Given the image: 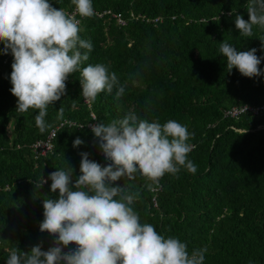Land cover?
<instances>
[{
  "label": "trees",
  "instance_id": "1",
  "mask_svg": "<svg viewBox=\"0 0 264 264\" xmlns=\"http://www.w3.org/2000/svg\"><path fill=\"white\" fill-rule=\"evenodd\" d=\"M49 2L74 11L71 0ZM92 3L94 10L126 21L121 26L110 14H94L80 26L81 39L93 44L84 66L103 63L115 72L127 84L120 100L114 99V90L85 102L79 73L73 74L65 95L48 107V127L41 132L37 111H16L17 99L10 92L13 57L10 51L0 54V264H6L12 247L27 253L36 245L44 251L53 246L55 237L39 226L43 199L58 193H51L50 180L40 189L35 185L66 166L73 169L75 182L81 153L107 166L90 128L121 119L129 110L142 119L186 125L193 134L188 143L194 146L188 159L197 167L194 174L185 169L166 174L159 193L148 190L138 175L118 181L140 192L135 209L141 222L166 238H179L189 252L207 247L204 264H264V112H257L264 107V75L247 78L235 68L229 73L219 52L223 40L237 51L255 48L264 73V31L254 28L251 37H242L235 28L236 15L248 19L246 0ZM246 107L254 113L227 116ZM50 138L54 150L36 158L32 146ZM77 138L83 143L74 147Z\"/></svg>",
  "mask_w": 264,
  "mask_h": 264
},
{
  "label": "clouds",
  "instance_id": "2",
  "mask_svg": "<svg viewBox=\"0 0 264 264\" xmlns=\"http://www.w3.org/2000/svg\"><path fill=\"white\" fill-rule=\"evenodd\" d=\"M74 11L53 7L49 0H0V54L10 51L11 94L16 111H37L35 124L41 132L48 125V107L65 95L69 76L79 73L81 96L95 101L101 93L120 100L126 83L103 63L91 64V40L80 37V18L94 15L92 0H71ZM248 19L235 16V28L242 37H251L253 29L264 31V0H246ZM232 13H230L231 15ZM262 51H264V40ZM256 49L237 51L226 40L219 52L230 73L234 68L247 78L264 75ZM246 110V108H244ZM62 115L63 109H59ZM103 156L110 163L101 166L81 153L79 176L73 181V169L61 168L47 180L35 185L40 189L51 181L50 191L58 196L43 199L40 232L55 237L47 251L36 245L27 253L18 247L8 249L6 264H204L207 247L191 252L185 242L165 237L147 222H141L135 204L140 192L132 185L137 175L148 190H155L161 179L176 176L181 169L195 173L188 159L193 135L186 125L174 119L163 124L140 118L129 110L121 119L97 123L91 128ZM83 143L79 138L74 147ZM70 245L74 250L65 252Z\"/></svg>",
  "mask_w": 264,
  "mask_h": 264
},
{
  "label": "built area",
  "instance_id": "3",
  "mask_svg": "<svg viewBox=\"0 0 264 264\" xmlns=\"http://www.w3.org/2000/svg\"><path fill=\"white\" fill-rule=\"evenodd\" d=\"M94 14L97 15L98 17H100V18H105L106 15H109L110 14V15H112L111 18L118 20L119 25H121V26H125L126 25V21L121 16H119L117 14H113L112 12H104V13H101L99 11L94 10ZM77 19H80L81 20V24H80V26H81L82 23H83V18H80L79 16H77ZM261 111L264 112V107H262V108H260V109L257 110L258 113L261 112ZM248 112L254 113V109L253 108L250 109V107H246V110L245 109H242V110L236 109V110H233L231 112H228L227 113V116H230L232 118H238V117H240L243 114L248 113ZM91 128H90V130H91ZM55 136H56V134L53 133L52 134V137L55 138ZM53 138H50V139H47L45 141H41V142L35 143L32 146V148L34 150V153L36 155L35 156L36 158L42 157V156H44L46 154H49L50 152H52L54 150V145L52 143ZM162 190H163V185L160 183L159 186L155 189V191L157 193H159ZM157 205L158 204H157V201H156V206Z\"/></svg>",
  "mask_w": 264,
  "mask_h": 264
}]
</instances>
